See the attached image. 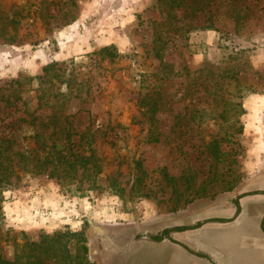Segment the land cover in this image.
Segmentation results:
<instances>
[{"label":"rangeland","instance_id":"rangeland-1","mask_svg":"<svg viewBox=\"0 0 264 264\" xmlns=\"http://www.w3.org/2000/svg\"><path fill=\"white\" fill-rule=\"evenodd\" d=\"M263 108L264 0H0L2 257L71 231L90 264H153L261 192Z\"/></svg>","mask_w":264,"mask_h":264},{"label":"crops","instance_id":"crops-1","mask_svg":"<svg viewBox=\"0 0 264 264\" xmlns=\"http://www.w3.org/2000/svg\"><path fill=\"white\" fill-rule=\"evenodd\" d=\"M261 124L264 138V112ZM259 163L261 165L254 170V176L264 178V157ZM232 199L226 214L214 215V218L226 221L209 219L198 227L181 231L173 229L161 240L146 242L145 245L153 244L164 249L153 258V264H264V187L261 192L241 193ZM195 219L199 221V218ZM178 226L172 224L170 228ZM206 231L220 232V235L211 239L206 237ZM211 243L221 247L210 248Z\"/></svg>","mask_w":264,"mask_h":264},{"label":"trees","instance_id":"trees-1","mask_svg":"<svg viewBox=\"0 0 264 264\" xmlns=\"http://www.w3.org/2000/svg\"><path fill=\"white\" fill-rule=\"evenodd\" d=\"M96 54L100 55L101 58H108L110 60L117 57L119 54L114 45H105L100 47ZM1 154V152H0ZM60 159V158H59ZM72 165V164H70ZM42 171V168H40ZM239 207L237 208L238 211ZM210 221H226L224 218H212ZM201 223L196 224L195 226H178L174 228H169V230H186L193 227H198ZM262 228L264 230V222L262 221ZM166 234V233H165ZM72 236L77 237L75 254H72L68 248L65 246ZM155 240L163 239V236H154ZM86 239L78 233H73L71 231H55L52 234H43L41 235L38 241H31L29 245L31 246V260L25 258L24 255H16L12 260L2 257L0 253V264H42L44 259L54 258L56 263L63 261L64 264L67 260L72 261V264H90L88 258V248L86 245ZM172 242H175L172 240ZM70 264V263H67Z\"/></svg>","mask_w":264,"mask_h":264}]
</instances>
